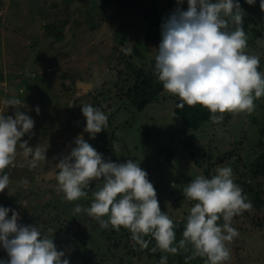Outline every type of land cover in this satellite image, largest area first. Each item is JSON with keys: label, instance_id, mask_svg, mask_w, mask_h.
I'll list each match as a JSON object with an SVG mask.
<instances>
[{"label": "rangeland", "instance_id": "1", "mask_svg": "<svg viewBox=\"0 0 264 264\" xmlns=\"http://www.w3.org/2000/svg\"><path fill=\"white\" fill-rule=\"evenodd\" d=\"M239 3L245 12V51L260 57L258 70L264 72V11L259 0ZM177 7L186 10V0L179 5L176 0H0V98L24 100L26 108L20 110L28 111L34 127L30 138L26 134L21 139L29 146L49 145L46 161L34 169L24 164L18 149L15 166L4 170L10 183L0 191V205L15 209L18 223H33L52 235L70 264H158L162 255L167 264H205L206 259L193 255L191 244L176 254L153 251L151 236H145L149 243L141 249L123 227L101 229L84 213L73 216L77 201L66 200L55 178L45 176L81 133L106 159L139 162L161 210L174 222H185L195 203L183 194L186 184L199 174L211 177L217 166H230L252 207L231 219L238 235L228 244L225 264H264V177L253 175V165L264 153V95L254 100L251 113L226 111L223 120H209L197 131L176 119L173 109L181 98L165 89L151 102V86L132 101L126 98L132 85L127 63L158 81L154 57L160 25ZM135 47L142 59L134 56ZM83 104L108 116L107 127L94 139L84 132ZM37 105L39 114L32 111ZM0 111L12 115L14 108L0 105ZM96 184L90 182L89 193ZM53 192L59 193L45 196ZM32 199L46 203L38 206ZM90 199L79 203L86 205ZM180 239L176 235L177 243ZM0 258L7 259L3 248Z\"/></svg>", "mask_w": 264, "mask_h": 264}, {"label": "clouds", "instance_id": "2", "mask_svg": "<svg viewBox=\"0 0 264 264\" xmlns=\"http://www.w3.org/2000/svg\"><path fill=\"white\" fill-rule=\"evenodd\" d=\"M183 2L176 0L177 5ZM256 2L245 0L248 5ZM186 3V10L177 7L160 25L154 57L158 81L169 93L181 98L178 107L200 104L208 109L213 122L223 120L226 111L251 113L256 107L254 100L264 95V72L258 70L260 57L245 51L248 37L239 0ZM259 7L264 11V0H259ZM123 51L131 53L130 48ZM0 105L14 108L12 115L0 111V191H4L10 183L4 170L15 166L18 149L24 164L34 169L46 161L49 145L29 146L28 140L21 139L26 134L30 138L34 127L28 111L20 110L26 108L24 100L0 98ZM32 111L39 114V106ZM80 111L89 139L105 130L108 116L100 108L83 104ZM73 143L69 153L56 159L54 168L50 167L64 198L77 201L73 216L84 213L95 219L101 229L123 227L141 249L149 243L145 236H151L156 242L153 251L159 248L176 254L179 248L191 244L193 255L205 257V264H225L230 259L228 244L238 235L231 219L252 207L234 182L230 166H217L211 177L199 174L183 188L184 196L195 203L177 243L174 221L161 210L156 189L139 162L106 159L82 133L73 138ZM92 181L97 184L89 193ZM89 195L86 205L79 203ZM19 219L15 209L0 205V248L7 253V259L0 258V264H70L65 252L57 249L52 235L44 234L33 223H18ZM221 219L223 223H217ZM158 264H167V256L162 255Z\"/></svg>", "mask_w": 264, "mask_h": 264}, {"label": "trees", "instance_id": "3", "mask_svg": "<svg viewBox=\"0 0 264 264\" xmlns=\"http://www.w3.org/2000/svg\"><path fill=\"white\" fill-rule=\"evenodd\" d=\"M124 41H125V35H123V39L120 40L119 42L120 45H123ZM151 41H154V36ZM133 54L135 57L139 59L143 58L142 53L136 47L133 49ZM126 68L130 71L132 75L131 77L132 85L129 86V88L127 89L125 93L126 98L129 101H132L133 99H135L141 92L145 94L148 90H150L149 88L150 86L154 90H153L152 96L147 98L148 100L147 102L153 101L156 98L157 94H159L161 91L164 90V88L158 81H155V79H152V74L147 75L141 69H135L133 68V66H131L128 63L126 65ZM179 103L175 105L173 109V114L176 117V119L177 120L179 119V121H181V123H183V125L186 128L192 131H197L201 125L205 124L206 122L210 120L209 118L210 113L206 107L200 104H195V105L190 106L185 103L184 107L181 108V107H178ZM253 175L264 177V153L260 154L259 159L257 160V163L253 165ZM174 224H175V234L182 238V232L184 229L185 222L183 221L174 222ZM59 250H63V248H60Z\"/></svg>", "mask_w": 264, "mask_h": 264}, {"label": "flooded vegetation", "instance_id": "4", "mask_svg": "<svg viewBox=\"0 0 264 264\" xmlns=\"http://www.w3.org/2000/svg\"><path fill=\"white\" fill-rule=\"evenodd\" d=\"M48 175H50V174H48ZM49 177H52V178H54L52 175L51 176H49ZM57 194V192H53V195H51V194H46L45 196H55ZM32 198H33V196H31ZM32 201H33V204H35V205H41V204H45L46 202L45 201H42V200H39V201H35L34 199H32ZM35 202V203H34ZM40 202V203H39ZM31 206V205H30ZM33 209H35L34 207H33Z\"/></svg>", "mask_w": 264, "mask_h": 264}, {"label": "crops", "instance_id": "5", "mask_svg": "<svg viewBox=\"0 0 264 264\" xmlns=\"http://www.w3.org/2000/svg\"><path fill=\"white\" fill-rule=\"evenodd\" d=\"M54 167V166H53ZM48 176H51V174L50 175H48ZM59 192H57V194H58ZM31 209H33V205H31V206H29Z\"/></svg>", "mask_w": 264, "mask_h": 264}, {"label": "water", "instance_id": "6", "mask_svg": "<svg viewBox=\"0 0 264 264\" xmlns=\"http://www.w3.org/2000/svg\"><path fill=\"white\" fill-rule=\"evenodd\" d=\"M47 179H49V178H52V177H49V176H45Z\"/></svg>", "mask_w": 264, "mask_h": 264}]
</instances>
